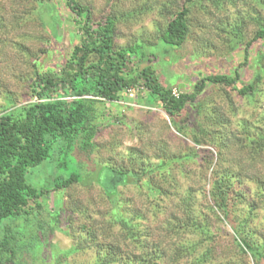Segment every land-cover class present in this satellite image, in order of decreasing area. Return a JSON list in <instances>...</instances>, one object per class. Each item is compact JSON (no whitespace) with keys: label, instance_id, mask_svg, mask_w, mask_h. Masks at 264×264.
Masks as SVG:
<instances>
[{"label":"rangeland","instance_id":"rangeland-1","mask_svg":"<svg viewBox=\"0 0 264 264\" xmlns=\"http://www.w3.org/2000/svg\"><path fill=\"white\" fill-rule=\"evenodd\" d=\"M40 1L0 0V114L35 100L34 64L40 72L59 73L77 42V23L65 1ZM76 1L94 20L115 16L114 47L143 44L146 56L138 68L149 66L175 95L190 92L206 74H230L264 21V0H219V5L201 0L190 9L185 41L172 48L157 44L171 0ZM259 43L241 68L244 82L259 74L257 91L239 96L228 86L207 83L177 117L188 126L181 132L143 88L100 105L97 120L104 126L94 139L88 178L51 190L27 212L3 220L0 237L13 234L16 255L7 261L11 254L0 247V263L127 264L155 257L158 264H253L228 238L231 228L213 209L208 180L230 179L235 193L230 213L246 220L244 232L264 247V46ZM188 129L198 134L200 145ZM205 148L211 156L194 157ZM82 165L84 174L88 166ZM102 168L151 170V182L163 194L152 200L144 185L129 178L115 183L120 204L113 209L97 183ZM56 173L54 162L46 160L27 170L26 182L47 189ZM114 211L131 220L135 239L116 223ZM200 225L217 236L202 235Z\"/></svg>","mask_w":264,"mask_h":264},{"label":"trees","instance_id":"trees-1","mask_svg":"<svg viewBox=\"0 0 264 264\" xmlns=\"http://www.w3.org/2000/svg\"><path fill=\"white\" fill-rule=\"evenodd\" d=\"M66 7L77 23V42L72 46L69 57L64 60L59 73L40 72L34 64V76L30 83L35 100L23 106L5 110L0 114V224L3 220L20 216L31 209L32 203L55 189H63L87 177L92 161L94 139L104 123L99 122L100 105L120 102L128 89L143 88L165 110L178 132L186 129L185 119L177 120L188 103H193L203 92L207 83L221 84L236 91L239 96H252L258 87L259 74L248 82L241 76V68L247 65L248 54L253 43L264 46V21L242 48L243 62L232 68L230 74L209 73L199 78L190 92L175 95L171 87L163 86L149 66L138 68V62L146 56L143 44L135 42L114 47L116 17L106 15L92 19L89 8L76 0H64ZM40 2H44L41 0ZM201 0H171L167 10L165 28L157 36V44L172 48L180 47L189 30L188 15L193 5ZM219 5V0H214ZM192 134L195 145L201 144L197 133ZM208 149L196 150L193 155L202 159L211 156ZM50 160L57 173L52 186L37 190L26 182L29 168ZM88 166L82 173V162ZM167 162L157 165L160 168ZM70 164L74 170L67 172ZM88 178V177H87ZM130 182L144 185L153 200L163 194L152 182V171H115L102 168L97 183L107 199L117 209L120 201L115 183ZM209 196L214 210L229 225L232 233L228 238L240 252L248 254L253 264H264V247L254 243L252 236L245 233L243 223L230 213L235 197L234 188L228 177L211 175ZM212 209V208H211ZM115 221L132 238H136L130 219L114 211ZM198 230L214 239L207 226ZM219 235V234H218ZM13 234L7 231L0 237V247L8 248L12 260L16 250L11 247ZM2 264V263H0ZM99 264V262H95ZM127 264H158L155 257H147Z\"/></svg>","mask_w":264,"mask_h":264},{"label":"built area","instance_id":"built-area-1","mask_svg":"<svg viewBox=\"0 0 264 264\" xmlns=\"http://www.w3.org/2000/svg\"><path fill=\"white\" fill-rule=\"evenodd\" d=\"M130 90H132V89H128L127 92L130 91ZM131 95H132V94H130V96H131Z\"/></svg>","mask_w":264,"mask_h":264}]
</instances>
